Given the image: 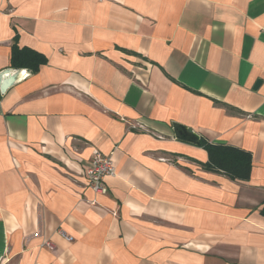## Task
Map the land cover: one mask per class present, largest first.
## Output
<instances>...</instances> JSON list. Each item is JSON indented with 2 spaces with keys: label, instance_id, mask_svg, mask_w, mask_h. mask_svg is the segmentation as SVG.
Here are the masks:
<instances>
[{
  "label": "crops",
  "instance_id": "obj_1",
  "mask_svg": "<svg viewBox=\"0 0 264 264\" xmlns=\"http://www.w3.org/2000/svg\"><path fill=\"white\" fill-rule=\"evenodd\" d=\"M16 50L46 62L0 90V264H264V0H0V73Z\"/></svg>",
  "mask_w": 264,
  "mask_h": 264
},
{
  "label": "trees",
  "instance_id": "obj_2",
  "mask_svg": "<svg viewBox=\"0 0 264 264\" xmlns=\"http://www.w3.org/2000/svg\"><path fill=\"white\" fill-rule=\"evenodd\" d=\"M14 69L37 70L46 59L36 52L16 50L14 52ZM198 146L204 147L209 155V162L205 168L212 172L223 171L233 179L248 180L251 177V156L243 151L231 147L213 146L206 141H199ZM264 217V203L261 210Z\"/></svg>",
  "mask_w": 264,
  "mask_h": 264
},
{
  "label": "built area",
  "instance_id": "obj_3",
  "mask_svg": "<svg viewBox=\"0 0 264 264\" xmlns=\"http://www.w3.org/2000/svg\"><path fill=\"white\" fill-rule=\"evenodd\" d=\"M116 173L117 169L112 156L104 155L96 151L92 158V166L87 171L91 189L98 195H107L108 188L105 181L108 177H114ZM59 234L68 242H73L75 240L74 237L63 230L59 231ZM42 246L50 250H55V246L48 241L44 242Z\"/></svg>",
  "mask_w": 264,
  "mask_h": 264
},
{
  "label": "water",
  "instance_id": "obj_4",
  "mask_svg": "<svg viewBox=\"0 0 264 264\" xmlns=\"http://www.w3.org/2000/svg\"><path fill=\"white\" fill-rule=\"evenodd\" d=\"M32 75V72L28 69H14L9 68L0 73V90L5 93L8 89L16 84L26 80ZM174 132L177 139L189 142L198 143V136L191 133L186 127L181 125H174Z\"/></svg>",
  "mask_w": 264,
  "mask_h": 264
}]
</instances>
